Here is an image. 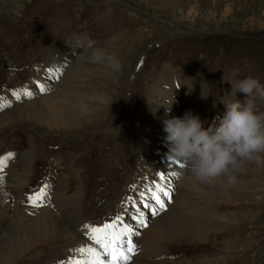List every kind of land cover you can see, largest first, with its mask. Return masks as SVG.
<instances>
[{
    "label": "rangeland",
    "instance_id": "obj_1",
    "mask_svg": "<svg viewBox=\"0 0 264 264\" xmlns=\"http://www.w3.org/2000/svg\"><path fill=\"white\" fill-rule=\"evenodd\" d=\"M4 1L0 0V98L12 103L0 115L12 116L17 105L38 103L40 96L48 97L61 87L69 66L63 58L68 51L63 49L72 40H76V51L69 52L74 53L73 64L79 58L85 71L108 70L112 79V84L101 86L98 93L105 98L99 112L102 121L81 122L76 129H51L29 111L24 118H10L3 124L0 156L15 154L5 174L12 170L24 173L28 162L23 156L31 151L35 171L25 193L31 196L47 184L51 196L67 180L70 189L66 195H85L81 214L85 224L94 225L122 215L117 211L119 198L128 189L126 183L134 180L140 192L136 201L148 225L138 226L130 216V225L140 233L133 237L138 250L145 243L159 246L162 260L179 264H264V163L257 169L244 163L237 173L249 175L254 185L247 194L241 187L230 186L226 195L221 183L226 177L201 181L181 162L180 169L165 175L161 186L170 199L159 193L166 207L153 215L143 202L158 206L151 194H141L155 187L145 185L147 177L137 179L131 159L125 161L122 156L130 141L136 143L137 121L133 117L146 113L150 93H155L156 99H161V91L167 94L162 101L166 112L172 109L173 114L164 120L191 112L207 128L222 116L224 103L232 99L230 81L250 75L264 84V0H18L20 3L12 6ZM86 37L119 58L123 71L113 73L102 63H91L87 50L81 48ZM53 66L58 72L49 75L52 81L46 84L39 74L44 70L43 76L49 74ZM79 78L86 82L89 74L82 72ZM30 82L36 84V90H31L33 97L16 100L12 91L27 88ZM41 83L46 92L39 90ZM234 99L243 102L245 94L237 92ZM255 102L264 111V99L257 96ZM155 153L151 150L149 154ZM168 158H162V163ZM52 173L55 180L49 182ZM187 185L197 193L220 187L223 192L214 191L215 196L210 194L204 200L209 201L202 214L203 224L210 230L207 239L149 237L153 219H171L166 224L168 230L173 221L182 220L180 210L185 205L194 206L197 199L190 197L191 192H186L188 201L180 194Z\"/></svg>",
    "mask_w": 264,
    "mask_h": 264
},
{
    "label": "bare ground",
    "instance_id": "obj_2",
    "mask_svg": "<svg viewBox=\"0 0 264 264\" xmlns=\"http://www.w3.org/2000/svg\"><path fill=\"white\" fill-rule=\"evenodd\" d=\"M4 2L6 6H12L13 4L18 5V3H20L18 0H14V2L13 0H5ZM75 42L76 40H72L68 46L63 49L68 51L66 54L64 52L63 58H66V62H69L66 71L67 75L65 80H63L65 84L62 83V81V84H59V87H61L48 97L40 96V99L37 101L38 103H33L32 105L28 103L17 105L12 116L10 114H1L0 127L8 122L10 118H24L26 112L28 113L29 111L30 113L32 111V116L34 118L43 121L47 124V127L50 126L51 129L57 127L76 129L77 125L81 122L86 123L91 120L96 123L97 121L103 120V117H101L102 114L99 112L102 110L105 98L102 99L98 93L101 86L105 87L106 84H110L112 79L108 77L111 76V74L108 70L104 73L101 71L100 73L101 68L98 69L99 73L93 69L85 71V69L80 67L81 62L78 60L79 58L76 59L73 64L71 62L73 60L71 56L74 53L69 54V52L70 50L76 51L74 46ZM55 54H57V52ZM55 54L50 55L55 57ZM71 63L72 65H70ZM102 67L104 68V65ZM52 69H56V67L53 66ZM42 72H45V70ZM42 72L39 74V79L42 78L46 84L51 82L52 77H50L48 73L43 76ZM82 72H87L89 74L88 81L85 82L79 78ZM35 85L34 82H30L27 88L36 90ZM159 95L161 99H156V94L150 93V98L152 99L147 101L146 113L142 116L137 115L133 117V121H137V128L135 130L138 132V136L136 138V143L130 141L129 144H127L126 151H124L122 155L125 161L131 159L130 161L131 164L133 163V171L135 172L136 178L141 179L147 177L148 180L145 185L153 184V186L162 184L163 180H161V176L165 177V175L171 173L174 169L181 168V162L171 158V145L166 141L167 133L164 131L163 120L165 117H170L173 114V110L171 109L170 113L166 112V103L162 100L163 97L167 98V94L161 91ZM99 97L101 101L97 99ZM94 117L95 119L92 120ZM139 130H141V132ZM151 150H154L156 153L153 155L149 154ZM166 156L170 158H168L167 162L162 163V158ZM31 157H33L31 151L26 152L23 156L28 162L24 173H19L14 170L7 175L5 174L7 171L2 173L3 182L0 183V264H61V261L66 260L72 255L71 249L91 243L88 242L85 231L80 227L86 222L81 214L83 204L85 203V201H83L85 195L84 197H82V193L73 196L66 195L70 189V183H67V180H65V183L56 189L55 194L51 196L49 194L51 188L49 187L48 198L51 197V199H49V201L45 200L42 207H33L31 205L28 200L29 196L25 193V187L29 185L31 174L35 171V168L32 166ZM131 164H128L127 168L131 166ZM245 167L257 169L259 166L255 163L245 162ZM235 175L237 179L236 183L229 184L227 181L225 183L221 182L224 193L227 195L230 186H236L239 188L241 187L243 193L247 194L254 185L249 180V175L243 173H235ZM54 177L55 174L52 173L49 182H53V180H55ZM77 177L80 181V172H78ZM135 182L134 180H130L126 183L125 186L128 187V189L120 196V206L117 207L118 213H122L124 221L127 224H130V216L135 217L137 213L131 202L127 205H124L123 202L128 200L129 197L136 201V197L140 192L137 190ZM220 188L214 190L203 189L197 193V191H194L192 185L185 186L184 190L182 189L180 193L181 196L184 197V200L188 201L189 198H187L186 195L191 192L190 197H196L198 202L195 201L194 206L185 205L180 210L183 212L182 220H176V224H174L173 221L172 226H170L168 230L166 224L167 221H171V219L160 221L157 220L158 217L153 219L154 222L148 231L149 237L160 239L169 235L170 238L173 236L180 238L191 237L198 241L207 239L210 230L203 224L202 214H204V210H206L209 201L204 200L210 194V196H215V192L221 193L222 191ZM224 198L229 199V196ZM136 204L140 206L138 201H136ZM110 217L106 220L111 219ZM76 222H79L78 226L75 224ZM162 256L163 253H161L159 246L155 247L154 245H146L145 243V246L141 247L139 250L137 249L136 254L131 259V264H179L168 260H162ZM210 262L209 264H214Z\"/></svg>",
    "mask_w": 264,
    "mask_h": 264
},
{
    "label": "clouds",
    "instance_id": "obj_3",
    "mask_svg": "<svg viewBox=\"0 0 264 264\" xmlns=\"http://www.w3.org/2000/svg\"><path fill=\"white\" fill-rule=\"evenodd\" d=\"M96 44L86 37L81 46L83 52L87 50L89 61L121 73L122 61ZM230 82L232 99L224 103L226 111L209 127L205 128L204 121L191 112L163 121L171 158L186 165L201 181L226 177L229 184H234L235 173L241 171L245 162L258 166L264 163V111L255 102L257 96L264 99V84L250 75ZM237 92L245 94L243 102L234 99Z\"/></svg>",
    "mask_w": 264,
    "mask_h": 264
},
{
    "label": "snow or ice",
    "instance_id": "obj_4",
    "mask_svg": "<svg viewBox=\"0 0 264 264\" xmlns=\"http://www.w3.org/2000/svg\"><path fill=\"white\" fill-rule=\"evenodd\" d=\"M58 72V69H49V75L52 76ZM59 79V76H56ZM39 90L46 92L47 88L44 84H39ZM12 95L16 100H20L23 97L32 98L34 93L27 88L13 90ZM12 101H4L0 98V111L6 107L11 106ZM14 153H6L0 156V183L3 182L4 169L7 167L8 162L14 158ZM165 177L161 176V180ZM154 188H149L146 193L141 194L142 197H146L151 194V200L155 201L157 207L150 206L147 202H143L144 208H151L152 214L157 215L160 210H163L166 205L164 200L161 199L159 193H163L164 196L169 197L170 193L161 185H155ZM49 185L42 186L39 192L33 193L28 197L29 202L33 207H42L44 201L48 199ZM131 202L132 206L136 210V216L133 217L137 221L138 226L147 227V222L144 218L143 212L139 210V206L136 204L135 199L129 197L123 203L127 205ZM85 231V235L91 243L86 244L78 248L71 249L72 255L66 260L61 261V264H131L132 257L136 254L137 248L133 241V237L140 233L136 230V227L125 223L123 215H116L110 220L104 221L100 225L85 224L82 226Z\"/></svg>",
    "mask_w": 264,
    "mask_h": 264
}]
</instances>
